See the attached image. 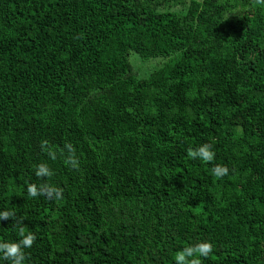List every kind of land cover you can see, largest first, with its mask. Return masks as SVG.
Listing matches in <instances>:
<instances>
[{
	"label": "trees",
	"instance_id": "obj_1",
	"mask_svg": "<svg viewBox=\"0 0 264 264\" xmlns=\"http://www.w3.org/2000/svg\"><path fill=\"white\" fill-rule=\"evenodd\" d=\"M131 51L156 61L146 75ZM205 143L213 162L187 156ZM3 211L0 242L21 218L37 237L25 264H175L202 241V264H264V6L0 0Z\"/></svg>",
	"mask_w": 264,
	"mask_h": 264
},
{
	"label": "clouds",
	"instance_id": "obj_2",
	"mask_svg": "<svg viewBox=\"0 0 264 264\" xmlns=\"http://www.w3.org/2000/svg\"><path fill=\"white\" fill-rule=\"evenodd\" d=\"M253 5L264 6V0H252ZM48 141H42V147L46 146ZM70 155L65 159V164L74 169L79 168V160L75 156V148L71 144L65 145ZM51 159H55V152L49 151ZM215 152L212 146L208 143L200 145L198 148H189L187 156L192 160H201L205 163H211L215 159ZM35 175L38 178H46L53 176V171L47 163H39L34 166ZM212 175L216 178H223L228 175L229 169L225 165L216 164L211 169ZM27 194L35 198L37 196H46L49 199L60 200L63 198V189L53 186L48 183L40 185L34 183L27 184ZM15 212L3 211L0 212V220L14 219ZM18 227V235L20 239L15 242H0V259L10 262V264H25L26 253L25 249H30L36 242L37 237L33 232L26 231L23 226V218L16 221ZM214 251V246L209 241L198 242L194 245H189L180 250L175 256V264H202L201 257L208 258Z\"/></svg>",
	"mask_w": 264,
	"mask_h": 264
},
{
	"label": "rangeland",
	"instance_id": "obj_3",
	"mask_svg": "<svg viewBox=\"0 0 264 264\" xmlns=\"http://www.w3.org/2000/svg\"><path fill=\"white\" fill-rule=\"evenodd\" d=\"M129 60L133 64L134 68L139 72L140 75L144 76L146 73H148V68L151 66H154L156 61L155 60H148L146 62H143L139 56L131 51L129 53ZM150 70V69H149Z\"/></svg>",
	"mask_w": 264,
	"mask_h": 264
}]
</instances>
